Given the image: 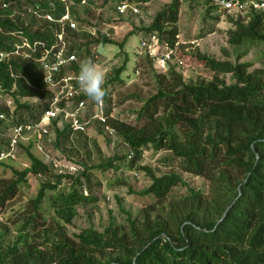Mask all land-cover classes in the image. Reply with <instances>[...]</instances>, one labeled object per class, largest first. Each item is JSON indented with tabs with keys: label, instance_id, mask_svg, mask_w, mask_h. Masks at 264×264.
I'll return each instance as SVG.
<instances>
[{
	"label": "trees",
	"instance_id": "trees-1",
	"mask_svg": "<svg viewBox=\"0 0 264 264\" xmlns=\"http://www.w3.org/2000/svg\"><path fill=\"white\" fill-rule=\"evenodd\" d=\"M4 1L9 3L7 7L2 6ZM184 1L166 3L143 30L175 47ZM37 2L0 0V51L10 50L20 40V33L31 39L54 40L57 24L38 18L34 10L41 4L43 12L59 17L64 4L58 2L51 10L48 2ZM207 9H213L212 5ZM26 14L32 15L30 21ZM229 18L235 26L228 31L232 44H264V10ZM72 35L70 41L83 36L90 39L83 60L94 63L91 45L116 43L124 48L126 42L88 32ZM146 56L153 66V58L149 53ZM195 56L214 72L211 79L188 80L176 64H169L167 71H160L164 74L156 73V92L133 113L137 124L117 117H109V123L134 149L132 164L137 165L149 146L168 150L165 161L211 180L214 194L207 197L201 190L188 188L187 195H172L174 187L187 185L179 172L158 174L149 165H139L151 180L140 193L152 196L153 201L137 216L126 212L125 224H109L103 231L87 227L73 236L68 225L78 214V206L99 200L88 191L92 169L114 167L117 158L91 166L72 159L84 170L63 175L33 153L30 143L26 146L30 164L23 169L12 167L11 176L0 175V264H264V72L250 70L251 62L219 60L199 50ZM126 61L105 83L107 115L112 112L108 85L121 79ZM76 70L80 71V65ZM220 73H230L235 82L227 83ZM0 85L13 97L19 121L37 120L45 109V104L37 108L22 98L51 95L39 63L22 57L10 63L0 61ZM2 124L0 120V129ZM54 131L57 147L75 133L68 125L60 128L58 124ZM5 147L0 137V150ZM6 161L0 164L6 166ZM32 176H38L39 186L35 196L25 199L24 189L32 185ZM11 222L18 233L9 242L2 227Z\"/></svg>",
	"mask_w": 264,
	"mask_h": 264
},
{
	"label": "rangeland",
	"instance_id": "rangeland-1",
	"mask_svg": "<svg viewBox=\"0 0 264 264\" xmlns=\"http://www.w3.org/2000/svg\"><path fill=\"white\" fill-rule=\"evenodd\" d=\"M24 1V0H21ZM121 0H89L85 6L73 5V16L81 23L93 25L98 28H108L112 34L113 41L119 42L126 39L124 48L116 43H99L91 45V54L96 57V64L106 73V81L114 74V70L124 65L125 69L118 80L110 82L108 92L110 102L108 108L113 115L122 120L137 124L138 121L133 113L142 105L144 99L148 98L157 90L156 73L160 72L155 64L147 63L142 41L147 39L148 34L144 27L148 26L157 11L171 0H150L147 3L137 2L141 12L137 15L119 16L116 12V5ZM206 0H185L179 20V43L173 57L172 64L177 65L186 79L194 81L209 80L214 72L202 65L196 58L197 50L206 53L219 60H229L233 63L251 62L250 70L260 68L264 72V44L258 43L251 46L235 45L229 41V30L234 29V23L229 16L237 18L239 14H213V9H207ZM27 7H30L27 4ZM19 10V9H18ZM21 11V10H19ZM32 11V10H30ZM26 19H32L31 14H26ZM86 20L87 22H84ZM116 27H113V26ZM87 37H80L71 42V50H75L79 62L88 51ZM161 49V41H159ZM86 46V48H85ZM73 48V49H72ZM87 49V50H86ZM82 56H81V55ZM184 61V64L179 61ZM142 63V64H139ZM164 74V72H160ZM220 77L227 83L235 82L230 73H220ZM4 97L0 99V107L4 105ZM32 106H43L45 101L37 97L22 98ZM93 103L89 101V109L86 115L91 114ZM19 111L18 113H20ZM28 115H24L27 117ZM15 119H17L15 117ZM0 129L2 143L8 144L11 119L2 120ZM28 121V120H25ZM55 131L53 130L43 141L44 150H40L36 143L31 145V151L46 160L44 152L55 155L61 159L87 162L89 166L96 165L109 158H117L114 167L106 170L93 168L91 174V188L89 192L98 195L99 200L93 204H81L78 206V214L74 217L73 223L68 225L70 235H76L87 227H94L98 230H105L109 224H125L127 213L133 216L141 213L144 207L153 201L152 196H145L140 193L150 183L149 175L139 169V165H149L158 174L175 170L179 172L187 182V185L174 187L171 194L187 195L188 188L203 191L207 197L213 193L211 180L202 175H195L180 170L171 160L165 161L170 152L165 149H145L142 158L137 165L132 164L127 157L130 145L120 136H109L105 133L102 125L95 121L86 132L73 133L61 143L60 147L55 146ZM30 143L19 145L17 158L7 160L8 165L0 164V175L11 176L12 167L23 169L30 164L26 146ZM49 162V161H47ZM138 173V175L136 174ZM32 185L25 188V199L35 196L38 186V176H32ZM170 199V198H169ZM169 199L166 201L168 202ZM20 204V203H19ZM18 205V204H17ZM3 222L6 216L3 215ZM54 222V221H51ZM5 232V240L12 242L17 237V227L13 222L4 223L2 227Z\"/></svg>",
	"mask_w": 264,
	"mask_h": 264
},
{
	"label": "built area",
	"instance_id": "built-area-1",
	"mask_svg": "<svg viewBox=\"0 0 264 264\" xmlns=\"http://www.w3.org/2000/svg\"><path fill=\"white\" fill-rule=\"evenodd\" d=\"M37 3H49L50 9L55 10L57 3L64 4V12L56 17L52 12H43L41 4L37 5L34 13L38 18L48 19L57 24L54 31V40L49 42L46 39H31L20 33V40L10 49L0 51V61L8 62L15 57L32 59L39 63L42 71L43 82L51 91L48 98H39L45 101V109L39 119L33 121H19L15 119L16 104L11 95L5 93L0 85V99L4 97L0 107V120L11 119L13 121L8 136V144L5 149L0 150V161L15 160L17 148L21 144L36 143L40 150H44L42 141L51 134L56 124L63 128L68 125L73 132H86L88 127L95 121L99 122L105 133L109 136L118 135L115 126L109 123V117H115L111 112L106 114L107 103L96 104L90 100L81 90L78 84L79 71L76 66L80 65L79 57L75 50H71L70 38L72 33L88 32L92 36H106L112 38L108 28H98L93 25L81 23L74 18L73 5L85 6L89 0H37ZM8 2H2L3 7ZM213 7V14H244L251 11L264 10V0H208ZM116 12L119 16L137 15L141 12L139 4L135 1L121 0L116 5ZM22 13V12H21ZM113 27H116L115 25ZM159 37L155 33L148 34L147 39L142 41V47L153 58L155 66L159 71H167L169 64H172L173 57L177 51L175 47H168L164 44L159 48ZM95 56H97L95 54ZM184 64V61L180 60ZM175 64H179L178 62ZM89 101L93 108L89 116L86 112L89 109ZM45 161H49L55 172L63 175H77L84 170V166L73 160L61 159L55 155L44 152ZM134 149L130 146L127 157L134 156ZM138 175V173H136ZM85 193H88L85 188Z\"/></svg>",
	"mask_w": 264,
	"mask_h": 264
},
{
	"label": "clouds",
	"instance_id": "clouds-1",
	"mask_svg": "<svg viewBox=\"0 0 264 264\" xmlns=\"http://www.w3.org/2000/svg\"><path fill=\"white\" fill-rule=\"evenodd\" d=\"M78 84L86 96L96 104H103L107 95L105 89L106 73L91 59H85L80 64L77 77Z\"/></svg>",
	"mask_w": 264,
	"mask_h": 264
}]
</instances>
